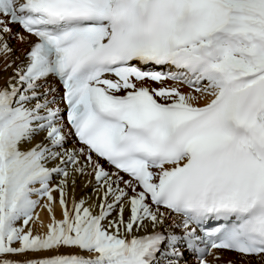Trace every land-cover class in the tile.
<instances>
[{
	"label": "snow or ice",
	"instance_id": "1",
	"mask_svg": "<svg viewBox=\"0 0 264 264\" xmlns=\"http://www.w3.org/2000/svg\"><path fill=\"white\" fill-rule=\"evenodd\" d=\"M16 24L36 40L0 86V264L264 260V0H0L4 71Z\"/></svg>",
	"mask_w": 264,
	"mask_h": 264
},
{
	"label": "bare ground",
	"instance_id": "2",
	"mask_svg": "<svg viewBox=\"0 0 264 264\" xmlns=\"http://www.w3.org/2000/svg\"><path fill=\"white\" fill-rule=\"evenodd\" d=\"M12 42H13V40L11 39L10 44ZM13 59L16 60L17 65H20L21 61L23 60L22 55L18 54L17 52L14 53ZM15 65H13V68H9L7 71H4L3 61H2V59H0V86L4 85L7 82L8 78L13 76V74H14L13 69L15 68ZM148 83L152 87H156V85H158L157 83H154V82H148ZM172 83L173 82L169 81V82H167V85L170 86V85H172ZM183 90L188 91L189 89L186 86H184ZM43 136H44L43 133L39 134L38 136L35 137V139L32 143L34 144V143L40 142L41 140H43ZM27 147H28V145H25V148H27ZM87 179H89V178L88 177L77 178L74 191H72L70 189V193H69L70 197L74 196L76 200H80L81 198H91L90 202L96 200V196L93 192L92 187L90 185L86 186V180ZM56 195L58 198L59 194L57 193ZM96 202L98 203V201H96ZM37 212H39L40 219H41V221H43L45 227L41 228L39 222H37V224L33 228V231H34V233H44L47 231L46 225L51 222V216L47 212L46 209L41 210L38 208ZM55 212H56V218L57 219L63 218L61 211H60V206L58 203H57ZM125 215L127 216V213ZM149 231H151V229H149ZM138 234L143 235L144 233L141 232ZM59 251L63 254H69V253L76 252L79 250L78 249H71V248H61ZM50 254L51 253H41L40 256L42 257L45 255H50ZM218 254L221 257L220 264H229V262H231V264H264V260H260L257 257H247V258L246 257H238L232 253H227V252H223V251H221ZM85 255H86V253H85ZM28 258H38V257H35L32 254H29ZM15 259H24V257H15ZM184 261H186V255H185L184 260L181 261V263ZM161 264H163V263H161Z\"/></svg>",
	"mask_w": 264,
	"mask_h": 264
}]
</instances>
